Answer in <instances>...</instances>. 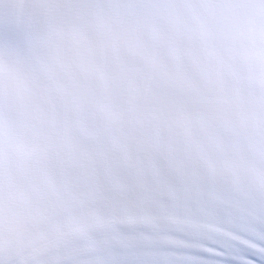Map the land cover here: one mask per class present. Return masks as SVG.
Listing matches in <instances>:
<instances>
[{
	"label": "snow or ice",
	"instance_id": "6c2138e0",
	"mask_svg": "<svg viewBox=\"0 0 264 264\" xmlns=\"http://www.w3.org/2000/svg\"><path fill=\"white\" fill-rule=\"evenodd\" d=\"M0 264H264V0H0Z\"/></svg>",
	"mask_w": 264,
	"mask_h": 264
}]
</instances>
